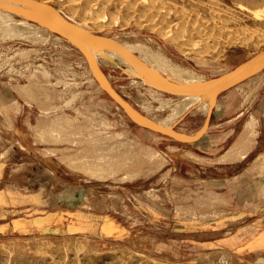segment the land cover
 Returning a JSON list of instances; mask_svg holds the SVG:
<instances>
[{
    "label": "rangeland",
    "instance_id": "rangeland-1",
    "mask_svg": "<svg viewBox=\"0 0 264 264\" xmlns=\"http://www.w3.org/2000/svg\"><path fill=\"white\" fill-rule=\"evenodd\" d=\"M61 12L97 36L132 41L136 34L155 48L149 40L153 38L171 59L195 70L204 81L264 50L263 33L248 43L222 44L220 52L200 57L132 24L122 28L104 21L97 26L67 8ZM12 33L0 31V94L19 84V142L27 148L17 149L0 133V258L5 259L0 264L6 258V264H22L37 257L42 260L34 262L42 263L50 256L75 251L93 263L111 260L110 256L119 260L134 255L154 264H264V119L257 148L246 159L201 169L182 156V149L190 147L193 158L199 159L209 151L208 146L224 139L226 134L213 135L224 125L206 133L209 126L229 119L231 112L263 93L264 69L247 83L218 95L202 134L204 141L194 147L181 145L166 133L148 131L141 117L167 120L181 136H196L213 96L203 94V103L182 112L184 101L179 96L147 83H133L135 78L125 65L101 60L95 69L130 104L132 110H128L137 113L136 119L106 92L83 51L65 39H55L59 33ZM245 89H249L247 95ZM171 144L180 148L171 149ZM229 144L231 138L209 154H219ZM255 154L261 174L257 182L242 185L243 175L237 176L242 186L228 185L227 178L241 171ZM55 161L62 165L52 175L45 167L55 166ZM243 186L245 194L240 196Z\"/></svg>",
    "mask_w": 264,
    "mask_h": 264
},
{
    "label": "bare ground",
    "instance_id": "bare-ground-1",
    "mask_svg": "<svg viewBox=\"0 0 264 264\" xmlns=\"http://www.w3.org/2000/svg\"><path fill=\"white\" fill-rule=\"evenodd\" d=\"M66 8L70 12L79 15L80 18L91 21L97 26H102L108 21V23H118L122 28L132 24L139 30L156 32V34H160L174 44L178 50L200 57L213 52L214 54L220 52L221 49L219 48L222 44L248 43L251 39H258L264 33V0H0V31L29 36L32 35L31 33L41 35L52 31L57 32L55 30L56 26H65L70 32L74 33L76 38H69L57 32L60 35H57L55 39H65L74 44L90 58L94 64V66L92 65L94 69L101 60L108 63L123 64L127 67V73L135 78L132 81L133 83L141 82L143 84L147 83L149 86L161 85L189 91L186 95H178L184 101L183 104L180 103L181 106L179 104L181 111L195 103H201L203 94L193 92L196 88L206 84L208 80H202L201 75L195 70L177 64L157 40L149 39L151 43L156 44V47L152 48L140 41L136 34L132 41L121 40L108 35L97 36L84 26L68 20L61 12L62 9ZM146 38L143 37L144 40ZM93 71L103 85L110 86L109 81L98 68ZM248 81L249 79L239 85ZM113 91L115 90L113 89ZM211 96L214 98L213 94H208L209 98ZM126 103L127 107L132 110L130 104ZM208 107L209 104L205 105L206 110ZM131 110L129 111L132 114L133 111ZM134 114L132 115L134 116ZM135 115L138 116L137 113ZM134 118L137 117L134 116ZM141 119L147 121V119L143 120V117ZM152 124L167 128L170 131L167 120H158ZM250 125V128L253 129L254 126ZM171 132L173 131L171 130ZM74 249L76 250V248ZM81 251L83 252V250ZM87 253L85 254L87 255ZM102 253H105V251ZM38 254L34 256H38ZM65 254L67 255L62 254L48 258L45 256L46 259L42 263L34 262V260H38V257L33 262H29L32 261L31 259H28L29 261L26 259L27 263H23L24 261L21 263L154 264L153 261L151 263V259L147 261L142 257L135 256V258L134 255L118 260V256L108 254L110 258L115 257L116 260L113 258V261L111 258V260H97L93 263L91 260H82V256H80L82 253L79 254L77 251L72 254ZM128 255L130 256V254ZM94 257L96 258V256ZM98 257L102 258L101 256ZM98 257L97 259H99ZM39 258L41 257L39 256ZM89 258H91L90 254ZM0 259L2 260V258ZM17 259L20 258L17 257ZM94 259L92 260L94 261ZM4 260H2L3 263ZM9 263L11 262L8 261L7 264ZM208 263L212 264L213 262L209 261Z\"/></svg>",
    "mask_w": 264,
    "mask_h": 264
},
{
    "label": "crops",
    "instance_id": "crops-1",
    "mask_svg": "<svg viewBox=\"0 0 264 264\" xmlns=\"http://www.w3.org/2000/svg\"><path fill=\"white\" fill-rule=\"evenodd\" d=\"M13 85L16 86V88H11L12 90H9V93L1 91V94H0V101H1L0 103V133L5 134L8 140H11L17 149L19 148L26 149L27 147L23 146L19 142V134L22 132V130L19 129V97H21L19 96V91H18L19 84H13ZM251 85L253 86V83ZM245 91L247 95L249 93V89L248 90L245 89ZM262 92L263 93L261 95L257 94L255 97V100L251 101L249 104L247 105L242 104L239 108H237V110H234L233 112H231V114L229 115L230 116L229 119L223 122L213 123L212 125L209 126L208 129L210 130H208L206 133L210 132L211 128L214 126H218L221 124L224 125V126H221V127H225L223 130L213 134L215 136L226 134V136L224 137L222 141L218 142V144H214V145L211 144V146H208L209 151H207L206 154H204L199 159H194L193 156L191 155L192 153L195 154L192 148L190 147L183 148L182 149L183 158L186 159L188 162H192L193 164L197 165L198 168L213 169L219 165L225 164L226 161H233L234 159H238V158L246 159L250 155H253L252 152L257 148V145H258V138L261 132L260 125L264 119V88ZM223 93H225V91L222 92V94H220L219 97L223 96ZM244 117L246 119L243 121L241 126H238L237 123L240 121L241 118H244ZM251 122L253 123V126H254L253 129L250 128ZM148 131L151 132L152 130L149 129ZM235 132H237V135L233 137ZM208 135L210 136L211 134H208ZM204 136L205 134L201 135L198 139L193 140V141H183L179 139L178 141L183 142V144L181 143V145L192 144L195 147L196 145H200L199 143H202L204 141L203 140L205 138ZM230 138H231V144L227 145V147H225V150L223 152L219 154L216 153L214 155L209 154V153H214L216 149L221 148L222 144ZM176 139L177 138H171V140H176ZM33 143L31 146L34 145ZM169 146L171 149L180 148L179 145L174 147L173 144H171ZM239 151L242 155L238 153ZM256 156L257 155L255 154V156L251 159V161H249L248 163L244 165L241 171H239L238 173H234L231 176V179L227 178V180H229L228 185L233 184L234 185L233 187L235 188V184L237 183V176H243V175H244L245 183L242 185H246V184L248 185L249 183L257 182L258 180L257 177H259V175L261 174H259L257 170L258 169L257 166H255L257 164L256 161L259 158V155L257 157ZM35 158H38V160H41L40 159L41 157H35ZM55 158L58 159L57 157ZM42 162L44 165L47 164V161H42ZM39 164L42 165L40 161H39ZM55 164L57 166L55 165L51 168L45 167L46 171L54 175L55 174L54 172H56L58 167L62 165V164L57 163L56 161H55ZM64 165L66 164L64 163ZM162 168L164 169V167ZM162 168L159 171H162ZM251 169L255 170L254 175L249 174V170ZM214 179H217V178H214ZM237 185L239 186L241 184L237 183ZM228 188L230 189L231 186H228ZM243 188L244 186L241 188L239 192L240 196L245 194V190ZM248 189H249V186H248Z\"/></svg>",
    "mask_w": 264,
    "mask_h": 264
},
{
    "label": "water",
    "instance_id": "water-1",
    "mask_svg": "<svg viewBox=\"0 0 264 264\" xmlns=\"http://www.w3.org/2000/svg\"><path fill=\"white\" fill-rule=\"evenodd\" d=\"M55 30L69 38H76L74 33L70 32L65 26H56ZM262 69H264V50L252 56L248 60L242 62L241 64L236 66L234 69L208 80L206 84L194 90L193 93L214 95V98L211 102L209 112H208V115L206 116L205 122L200 132L196 136H191V137L181 136L179 135L180 133L176 132L173 128H169L170 130L174 131V132H171L167 128H163V127L152 124L153 122L151 120L147 119V121L145 122L140 121L139 119L138 120L145 127L149 129L166 133L179 140H183V141L196 140L207 130L209 126L210 117L215 107V103H216L218 95L234 87L238 83L243 82L244 80L248 79L249 77H251L252 75H254L255 73H257L258 71ZM154 86L166 94H171L175 96L186 95L189 92L187 90L171 88L167 86H161V85H154ZM105 90L112 98H114V100H116L120 105H122L131 114V112L128 110L126 103L123 101V99H121L119 94H116L117 92L115 93V91H113V89L110 86L105 87Z\"/></svg>",
    "mask_w": 264,
    "mask_h": 264
}]
</instances>
